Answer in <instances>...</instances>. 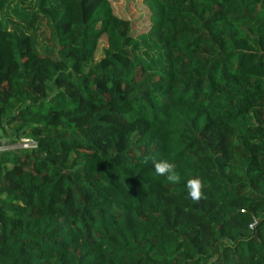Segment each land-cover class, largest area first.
<instances>
[{
  "label": "trees",
  "instance_id": "obj_1",
  "mask_svg": "<svg viewBox=\"0 0 264 264\" xmlns=\"http://www.w3.org/2000/svg\"><path fill=\"white\" fill-rule=\"evenodd\" d=\"M149 4L0 0V264H264V0Z\"/></svg>",
  "mask_w": 264,
  "mask_h": 264
},
{
  "label": "rangeland",
  "instance_id": "obj_2",
  "mask_svg": "<svg viewBox=\"0 0 264 264\" xmlns=\"http://www.w3.org/2000/svg\"><path fill=\"white\" fill-rule=\"evenodd\" d=\"M115 15L132 23L135 36L147 33L150 26V15L153 14L149 0H109ZM18 145L0 147V151L16 149Z\"/></svg>",
  "mask_w": 264,
  "mask_h": 264
},
{
  "label": "clouds",
  "instance_id": "obj_3",
  "mask_svg": "<svg viewBox=\"0 0 264 264\" xmlns=\"http://www.w3.org/2000/svg\"><path fill=\"white\" fill-rule=\"evenodd\" d=\"M155 172L158 175L164 176L168 181L177 180V176L174 172V166L167 161H160L155 164ZM189 197L193 201H197L202 196V185L199 179H191L186 184Z\"/></svg>",
  "mask_w": 264,
  "mask_h": 264
},
{
  "label": "built area",
  "instance_id": "obj_4",
  "mask_svg": "<svg viewBox=\"0 0 264 264\" xmlns=\"http://www.w3.org/2000/svg\"><path fill=\"white\" fill-rule=\"evenodd\" d=\"M28 146H29V144L26 141H24V143L22 144V147L27 148Z\"/></svg>",
  "mask_w": 264,
  "mask_h": 264
}]
</instances>
